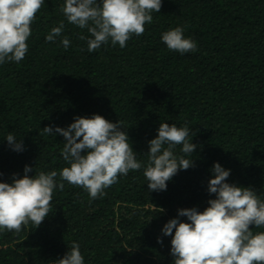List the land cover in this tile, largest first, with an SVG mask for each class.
<instances>
[{
  "label": "trees",
  "instance_id": "1",
  "mask_svg": "<svg viewBox=\"0 0 264 264\" xmlns=\"http://www.w3.org/2000/svg\"><path fill=\"white\" fill-rule=\"evenodd\" d=\"M60 4L45 0L24 59L0 65V180L23 175L26 164L42 171L66 166L64 138L42 128L93 113L119 120L141 161L159 122L188 125L198 145L194 166L158 192L148 190L142 170L118 177L96 199L65 181L38 227L0 231V264H57L72 242L85 264H171L170 237L160 229L178 208L206 206L214 161L231 170L229 183L264 196V0H162L142 35L92 53L80 39L90 33L69 24ZM61 21L67 49L44 39ZM178 25L196 52L181 55L161 41ZM8 132L22 139L24 151L9 148Z\"/></svg>",
  "mask_w": 264,
  "mask_h": 264
},
{
  "label": "clouds",
  "instance_id": "2",
  "mask_svg": "<svg viewBox=\"0 0 264 264\" xmlns=\"http://www.w3.org/2000/svg\"><path fill=\"white\" fill-rule=\"evenodd\" d=\"M44 4L45 0H0V65L24 59L35 13ZM161 6L162 0H61L59 10L69 24L90 33L80 39L92 53L109 43L125 47L133 35L144 33ZM64 28L61 21L44 39L59 41L67 49L71 41L62 35ZM184 32L178 25L162 32L160 39L181 55L196 52V42ZM42 130L64 138L60 156L66 166L42 171L26 164L23 175L12 173L10 181L0 180V231L20 232L29 223L38 227L50 214L54 190H63L65 181L96 199L118 177L142 170L149 191H164L178 170L194 166L191 154L198 148L188 125L159 122L156 135L147 141V159L138 160L121 122L96 113L75 116L66 127L46 125ZM3 139L11 150H25L12 132ZM209 171L206 206L178 208L160 229L170 237L171 264H264V196L250 186L229 183L231 170L219 162L214 161ZM157 242L163 243L161 237ZM57 264H85L79 243L72 242Z\"/></svg>",
  "mask_w": 264,
  "mask_h": 264
}]
</instances>
